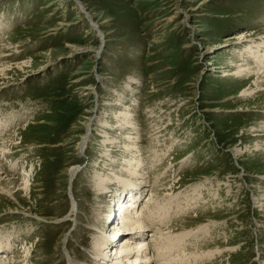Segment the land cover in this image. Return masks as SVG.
Listing matches in <instances>:
<instances>
[{
    "label": "rangeland",
    "instance_id": "1",
    "mask_svg": "<svg viewBox=\"0 0 264 264\" xmlns=\"http://www.w3.org/2000/svg\"><path fill=\"white\" fill-rule=\"evenodd\" d=\"M80 2L104 42L77 0H0V264H102L99 231L111 260L127 243L116 228L132 190L96 182L128 176L127 106L146 163L138 210L170 209L141 236L157 238L151 264H264V91L246 93L264 75L244 68L256 66L245 45L264 42V0ZM107 138L119 152L102 162Z\"/></svg>",
    "mask_w": 264,
    "mask_h": 264
},
{
    "label": "bare ground",
    "instance_id": "2",
    "mask_svg": "<svg viewBox=\"0 0 264 264\" xmlns=\"http://www.w3.org/2000/svg\"><path fill=\"white\" fill-rule=\"evenodd\" d=\"M77 3L79 5V8H80L81 12L87 14L89 20L91 21L92 29L96 33H98V35H99L98 37L104 42L103 32L100 30V27L95 23L92 15L88 13V10H87L86 6L83 3H81L80 0H77ZM243 38H244L243 40H248V36L247 35H243ZM245 46H246L245 47V52H247L248 57L250 59L252 58L254 60V62H255L254 64L256 66L251 68L250 65L247 64L244 68L247 70V72H250L251 74L252 73H260V72H262V73H260L258 75H264V54H261V52H260L262 48L264 50V42L259 44L258 46H251V45H249V47H248V45H245ZM241 51H243V48H242ZM97 54H99V49L97 50ZM23 67H25V68L22 69L23 73L26 72L25 71L26 68H34L33 66H29L28 62H25V64H23ZM1 68L2 67L0 66V73L4 77L7 76V73H6L7 71H5V69L3 70ZM239 69L240 70L242 69L241 73H240V70H239V74H242V73L245 72V69H243V67L242 68L240 67ZM86 89H88V88H86ZM256 90H258V92L264 91V81L261 82L260 84H257V86H256V88L254 90H252V91L248 90V91H246V93L247 94L248 93H252V92H254ZM130 110H131V107L127 106V108H125V111L120 112L122 117L119 118L118 120H119V123L121 125L118 126V128H117L120 131H123V129H126L127 131L129 130V132H127L126 135H124V137H126V142L123 145V148H122L123 150L120 149V153L122 154L120 156L122 157V159H125L124 160V162H125L124 165H126V170L125 171L128 172V176L126 177L125 175H123L121 177V176H117L116 173L113 174L111 172V174H108V176L106 175L104 177L103 176L99 177L98 181H96V182H97V185L99 187V193L100 192H105V191L107 192L108 189H109V187H107L109 185H107V184L114 183L116 178L118 179V182L124 188H126L128 190H132L131 193L129 194V196L131 198H129V200H127V202L122 203V205L119 207V209L121 210V213H122V215H120V219H121L122 222L120 224L118 222V226L119 227L116 226L117 227L116 230H117V232L120 233L121 236H123V237L126 236V238H127L126 242L128 244L131 243L132 245H137V246H136V251L132 249L133 248L132 245H127V243H125V245L118 246L117 248H115L116 252L114 251V257L115 258L113 257L112 260H111L112 255L109 256V255H107V253H105V249H106L105 245L107 243V238L105 236V232L99 231L100 238H101V240L104 241V242H102L101 246L104 247V248H101L98 251V253H96V255L94 254V256H96L95 257L96 259H94V260L95 261H99V260L102 261L103 260L105 263H102V264H151V261H150V258H149L150 242H154L155 235L151 236L152 239L149 240V242H148V239H146V240L144 238L142 239L141 236H143L144 232H146V230H147V227H148L147 224H146L147 222L155 223V222L158 221V222H161L162 224H164L163 222L166 221V219H168V217L166 216L167 213H168V216H169V212L168 211L170 209H168L167 205H164L162 207L156 206L153 209L151 207H148L144 211H142V210L139 211L138 208H137L136 203H137L138 197L140 195L139 193L141 191V187H142V190H143V187L146 185L144 183V180H142V182L139 181L140 176H142L141 174H139V169L140 170L141 169L145 170L144 167L146 166L145 165L146 163H144V158L142 157V151H141V149H140V147L138 145V137L137 136H132L133 134H138V132H137V128H136L137 124H136L135 118L131 114ZM93 123H94V120L92 118H89V122L87 123V127L88 128L92 127ZM103 125H105V127L107 128V130L105 131L106 137L109 134H112L111 132H113V129L111 128V125L110 124H103ZM5 127H7L6 124H4V123L0 124V130L5 129ZM130 131L131 132L136 131V132L131 134ZM262 137H264V135H262ZM88 140H89V135L83 136L81 143H79V148H82V150L85 149L86 145L88 143ZM118 141H119L118 138H115L113 140L107 138L105 140V144L107 146H106V150H105L106 152H105V155H104V159H103L102 162H104L106 160L113 161L111 159L113 157H115L114 155L117 152H119V150L117 149L118 148L117 145H119ZM2 150L3 149H1L0 151H2ZM131 150H132V152L129 153V151H131ZM4 153L7 155V152H4ZM132 155L134 157L132 159H130L129 156H132ZM151 156H152V158H150L151 161L149 163L152 166H154L157 161H160L162 159L161 154L159 156H157L155 154H152ZM163 157H165V156H163ZM117 160H119V159H115V161L113 162L115 167H117ZM109 161H107L106 165H112L111 162H109ZM119 161H121V160H119ZM79 168H80L79 165H74L70 169L69 174H70L71 181H74L75 179H77L76 173H79V171H80ZM124 169H125V167H124ZM2 174H4V173H2ZM2 174L0 173V188H1V185H3V183H4L3 182L4 180H1ZM133 177H135V178H133ZM136 178H138V179H136ZM107 180H108V182H107ZM26 182H27L26 188L28 189V187L31 184V180L30 181H26ZM31 186H32V184H31ZM197 189L199 190V188H197ZM198 190L196 191V189H195V192L199 193ZM134 191H135V193H133ZM102 194L105 195V193H102ZM149 197H150L148 199L149 202H151L152 199H153V201L155 200V194L153 192H151ZM123 198H125L124 195H123ZM75 209H76V206L73 207V212H74ZM147 211H148V214L146 215L145 213ZM175 212L178 213L177 211H175ZM157 214L159 216L158 217H154ZM102 215L105 217V216H107V213L104 214L103 211H102ZM110 217H111V215L108 216V218H110ZM112 222L115 224V221L112 220ZM184 236H185V234H184ZM166 237H163V238L165 239ZM117 238H118V234L114 237L113 243H115ZM161 238L162 237H160L159 239L161 240ZM168 238L165 239V240L169 241V242H173L172 241L173 238H171V237H168ZM138 241H140L139 244H136ZM7 243H8V241H7ZM178 243H179V241H178ZM172 245H174V244L172 243ZM8 246L10 247V243H8ZM9 247L7 248V250H9ZM162 247H166V246L162 245ZM158 248H159V246H158ZM162 250H164V248ZM159 251H158V255H161V256L165 257V254L162 255ZM7 252H9V251H7ZM3 259H4V261L7 260L8 256L5 255ZM132 259H135V262L132 261ZM180 259H181V256H179V262H180ZM165 262H167V261H165ZM97 263L99 264V262H97ZM187 263H188V261H187ZM4 264H6V263H4ZM69 264H72V262L71 263L69 262ZM167 264H174V262L170 261ZM179 264H183V261L181 263H179Z\"/></svg>",
    "mask_w": 264,
    "mask_h": 264
}]
</instances>
